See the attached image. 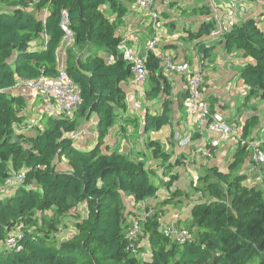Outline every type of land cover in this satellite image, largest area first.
Wrapping results in <instances>:
<instances>
[{"label": "trees", "instance_id": "1", "mask_svg": "<svg viewBox=\"0 0 264 264\" xmlns=\"http://www.w3.org/2000/svg\"><path fill=\"white\" fill-rule=\"evenodd\" d=\"M129 3L132 0H0V188L12 174L25 170L22 181L0 195V242L14 230L20 233L14 247L0 249V264H264V192L244 185L246 175L240 172L249 155L247 137L259 124L257 114L244 119L226 169L212 164L203 173L208 196L190 203L187 216L174 222L188 231L189 238L180 242L164 235L160 219L167 212L165 205L146 204L140 254L127 249L126 231L132 215L140 213L128 209L125 196L145 203L163 187L182 195L180 188L171 186L178 179L171 170L181 158L172 162V154L159 141L149 138L146 144L169 178L165 183L154 181L158 173L154 167L147 168L126 153L102 149L111 128L128 110L121 83L133 79V72L122 58L118 29ZM191 12L209 16L210 9L203 4ZM65 20L73 34L65 71L77 85L81 103L72 118L42 113L40 128L26 146L13 128L23 123L27 101L12 88L19 78L58 74ZM214 27L208 18L189 32L202 66L212 57L215 46L204 37L212 35ZM220 43L226 52L239 51L246 59L239 72L245 102L264 100V30L258 21L248 17L234 23ZM160 61L154 52H147L148 86L143 94L149 105L142 120L146 134L171 125L174 104L182 109L188 98L184 88L173 99L171 81ZM205 98L214 112L215 96ZM94 116L95 144L77 147L72 134L82 120ZM61 158L73 169L57 170ZM79 204L85 205L86 214L79 216L75 233L67 240L45 236L37 227L36 213L52 211L48 218L56 220ZM146 249L149 255L144 259Z\"/></svg>", "mask_w": 264, "mask_h": 264}, {"label": "crops", "instance_id": "2", "mask_svg": "<svg viewBox=\"0 0 264 264\" xmlns=\"http://www.w3.org/2000/svg\"><path fill=\"white\" fill-rule=\"evenodd\" d=\"M223 1H221L220 6L218 7L217 10H214L211 7V5L209 3H206L205 1L202 3L192 4L189 7H184L182 9L180 8L181 10L180 13L182 14L180 15V20H179V16L177 15V13L173 12V9L177 10L179 7L178 8L175 7L171 9V5L169 7H166L167 5L162 6V8H160L159 10V14L168 13L167 17L169 20L167 21H169V23L171 24L173 23L175 24V31L171 35L170 34L163 35L165 40L164 42L161 43L162 48L158 47L160 43L158 41V44H157V47L154 53L160 57L161 61L163 57L168 56V55H171L174 58L179 59V60L186 59L188 61H191L192 68L195 69L197 66L202 68L203 74H205V71L209 69L210 71H208L206 74L208 76L204 79V83H205L203 85L204 93L208 97L212 95L215 96L216 102L214 105V111L223 113L226 119V116L229 114V110L227 108H223V106L228 104V101H230V104L232 105L234 103L233 102L234 97L236 98L240 97L245 101L244 96L246 92V87L241 82L239 72H240L242 65L246 61V59L241 56L239 51L228 53L222 48L220 40L223 34L219 36L218 35L212 36L210 34L209 36L204 37V39L208 43L213 44L215 47L212 53V57L210 59L211 61L210 60L208 62L206 61L205 65L202 66L199 63V60H198L199 64H197L196 60L198 57L196 56V53L193 50V41L191 40L192 49L188 51L192 54V57H193V61H192L188 59L187 51L185 49H182V50L180 49L179 42L177 40L181 36L188 35L189 32L196 31L199 28L200 23L204 19H208V18H210L213 21V24L215 26L213 30H219L222 27L230 28L234 23H239L248 17L255 18L258 21L259 26L264 30V0H236L237 6L235 9L230 8V3L232 0H223ZM156 2L157 0H155L154 4H156ZM203 4L209 7L210 9L209 16L208 15L205 16L199 13L192 14L191 12L192 8L196 6H201ZM167 8L171 10H168ZM145 12H146L145 10H140L133 3H131L129 6V11L124 18V23L118 29V33L122 37V45L131 47L133 49H138V51H140L142 54L147 55L148 51L146 50V43H147L146 41H149L153 36H156V35H158L160 39L163 34L162 32L164 31H162L161 33L153 32L151 26L149 25L150 22H147L146 25H142L143 23L142 21L144 18L143 16L147 15L145 14ZM183 15H187L188 18H185V20H183L182 18ZM72 42L67 44L65 40L62 41L59 47V50H58L59 63H64L65 65L66 58H67V51H71ZM212 67H215V68H212ZM166 74L171 81L172 92H173L172 96H173V99L175 100L176 95L180 91H183V89L185 88L184 78L178 72H168ZM210 75L211 76L215 75V77L212 78L210 77ZM124 84H126V86L123 85L122 83H121V86L125 90L127 101L129 102L127 103L128 110L127 112L121 113V116L119 117V119L121 120L118 119L119 124H117V126L115 124V126L111 128L108 136L105 139V144L102 146V149L104 151H119V152H123L126 154H130L132 149L134 150V147L136 146V144H135V141L128 142L126 141V139L123 138V135L121 133H123L125 129H123L122 127H128L133 123L130 121V116L134 115V112L132 109H134L135 105H133V101H134L135 96L144 95L143 94L144 90L145 88H147V80L143 82L142 84L138 85L133 81V79H131V80L124 82ZM12 91L14 93L21 94L22 96L25 97L27 101L26 107L34 109L35 112L37 113L39 112V116L43 113V109H42L43 99L41 96H37L30 89L25 88L23 86H15L12 88ZM219 96H221V98H219ZM175 104L173 108L174 112H173L171 126L173 125V128L175 127V130H176L174 139L177 142V146H176L177 150L174 151L175 154H173L171 157L172 162H173V159L177 158L180 153L184 152L188 154L189 149L195 148L196 145L199 144L200 142V138L198 136L195 137L196 135H194L195 119L187 114L186 101L184 102L182 109L177 108ZM136 106H137V103H136ZM24 110H23V114H24ZM144 110L141 113V122L143 120ZM247 114L245 113V115L243 116L244 119L247 116H250L252 114H257L259 116V124L255 129L251 131L250 134H252L256 130H258L259 126H262L260 125L261 117L258 111H255V110H253L251 114H248V115ZM243 118H242L241 125L244 121ZM134 119L135 117L133 118V121ZM183 120H186L189 123L186 129H188L191 126L190 132L188 134L181 124L180 125L178 124L177 128L175 126L177 125V121L181 123ZM169 127L170 125H167L164 128H162L160 131H163V130L166 131V129L168 130ZM128 130H131V129H128ZM140 130L143 131V123H140ZM169 131H171V128ZM152 133H157V132H152ZM178 136H180L181 138H184L183 144L180 143ZM72 137L74 138L75 145L79 148L86 149L94 145L97 139L95 116L92 117L89 121L82 120L81 125L79 126L77 131L72 134ZM228 141L221 139L220 145L217 147L216 152L213 157L211 158H204L202 156L201 157L204 159H208L209 161H211L213 165L218 166L222 170L226 169L227 163L231 159L233 152L238 145L237 144L235 148H231V146H227L226 148L224 146L226 145L225 143H227ZM132 143H134V145ZM252 146L253 145H251L248 148L249 155L243 165L244 167L247 165V163H249L248 159L251 157V152H252L251 147ZM122 149L125 152L122 151ZM254 149L264 154V146H261V145L259 146L257 145V143H255V146H253V150ZM223 162H225L224 163L225 167L221 168L220 164H222ZM240 172L246 175V178H247L246 182L249 183L248 184L249 186H257L256 184L258 182L250 181L249 180L250 175L249 173L246 172L245 169L241 168ZM158 175H159V172H158ZM163 189L164 187L159 190L158 196L161 190ZM0 190H2V188H0ZM2 191L3 192H1L0 195L5 192V190H2ZM125 198L129 199L128 200L129 202L131 201L130 203H128V209H134L136 211L137 209H135V207L140 206V202L136 203L135 201H133L131 196H125ZM154 201H155L154 199L147 200V202L152 203V205H154L153 204ZM168 207L169 206H166V205L164 206L167 212L161 217L162 224L174 223L178 218L180 219L185 218L188 214V211H184V213L183 212L174 213ZM188 209H189V205H188ZM0 249H2L1 244H0Z\"/></svg>", "mask_w": 264, "mask_h": 264}, {"label": "rangeland", "instance_id": "3", "mask_svg": "<svg viewBox=\"0 0 264 264\" xmlns=\"http://www.w3.org/2000/svg\"><path fill=\"white\" fill-rule=\"evenodd\" d=\"M204 1L206 3H209L214 10H217L220 6L221 1L223 0H157L156 4L150 6L149 11L146 10L145 14H147L148 16L143 14L144 18L142 21V25H146L147 22H150L149 25L151 26L153 32L161 33L162 31H164L162 32V37L159 39L160 43L158 46L162 48L161 43L165 40L163 35L173 34L175 31V24H171L169 23V21H167L169 20L167 17L168 13L159 14L160 8H162V6L164 5H167L166 7H169L171 5V9L179 7L177 10L173 9V12L177 13L180 20V15H182L180 13V8L182 9L184 7H189L192 4L202 3ZM42 16L43 13H39L38 17ZM182 18L183 20H185V18H188V16L183 15ZM189 37L190 36L188 34L186 36L179 37V39L177 40L179 42L180 49H185L187 51L188 59L193 61L192 54L188 52L190 51V49H192L191 39ZM196 61L197 64H199L198 59ZM208 71L210 70L208 69L207 71H205V74H203V81L208 76L206 75ZM210 77L213 78L215 77V75H210ZM122 84L126 86L124 82ZM219 98H221V96H219ZM233 102V105L230 104V101H228V104L223 106V108H227L229 110V114L226 116L227 122L235 129L233 135L229 134L224 139L226 141L229 140L227 143H225L226 145L224 147L227 148V146H231V148H235V146L238 144V140L240 139V127L242 118L245 113L251 114L253 110L258 111V113L260 114V125L262 126H259L258 130H256L252 134H249L247 140H249L253 146H255V143H257V145L259 146H264V100L252 98L249 101L245 102L240 97H234ZM127 103L129 102L127 101ZM136 103L138 107L136 106ZM133 105H135L134 109H132L134 112L133 116L135 117V119L133 121L134 117L130 116V121L133 123L128 127H122L123 129H125V131L121 133L123 135V138L126 139V141H135L136 144L134 150L132 149V151L128 155L134 158L135 160L142 162L147 168L154 167L155 169H157L159 175L157 173V176L154 178L155 182H169L168 176H163L162 166L155 162L154 158L152 157L151 151L148 148L146 141L149 138L159 141L160 144L163 146L164 150L170 152L173 155L175 154L174 151L177 150V142L174 139L176 131L175 127L173 128V125H170V127L168 128V130L166 129V131L163 130L157 133H149L148 135L145 134L143 131L140 130V123H142L141 113L145 109L146 105H149V103L144 99V95H138L135 96ZM24 114L25 119L23 123H21L20 125H15L13 131L17 136L18 140L28 146L27 139L29 138V136H33L36 131L40 128V123L38 120L39 112L37 113L34 109L26 107V109L24 110ZM119 120L116 123V126L117 124H119ZM178 124L182 125V127L186 130L187 134L190 132L191 126L186 129L189 125L186 120H183L181 123L177 121V125H175L176 128L178 127ZM127 128L131 130H128ZM170 128L171 131H169ZM132 144L134 145V143ZM253 146L251 147L252 150ZM122 151L124 150L122 149ZM179 157L181 158L180 162H178V164L176 165H173L174 167L171 170L172 172L178 173V179L171 186L180 188V190L182 191V195H173L166 187L161 190L159 196L154 199L155 201L153 202V204L161 202L164 205L169 206L168 208H170V210H172L174 213H184V211H188V205L190 203L205 199L208 196L205 190V185L203 183L202 176L203 173L206 172L207 168L212 165L211 161L201 157L196 147L193 149H189L188 154L184 152L180 153ZM174 161L175 159H173V162ZM248 161L249 163H247L245 167L243 166L242 169H245L246 172L249 173L250 181L258 182L256 184L258 189H261L264 192V162L255 160L253 157H250ZM225 162L220 164L221 168L225 167ZM56 168L60 171H70L73 169V166L67 159L61 158ZM246 180L247 178L243 181L244 185L249 184L248 182H246ZM1 192L3 191L0 190V193ZM128 200L129 199L126 198L124 199L127 207L128 203L131 202H129ZM146 204L152 203H140V206L135 207V209H137V213H140L141 216H143L146 211ZM85 214V205L79 204L76 208L72 209L70 212L65 213L56 220H50L48 218L50 215H52V211H47L44 214L36 213L34 215V218L37 221V227L41 228L42 234L50 238H55L58 241H65L75 233V224L79 220V216H84ZM144 251L145 252L143 253L142 257L145 259L148 258L149 251L148 249Z\"/></svg>", "mask_w": 264, "mask_h": 264}, {"label": "built area", "instance_id": "4", "mask_svg": "<svg viewBox=\"0 0 264 264\" xmlns=\"http://www.w3.org/2000/svg\"><path fill=\"white\" fill-rule=\"evenodd\" d=\"M132 3L140 10H147L155 3V0H132ZM237 6L236 0H232L230 8L235 9ZM65 16V12H63ZM67 21L63 22V27L66 31L65 41L70 43L73 40V34L67 29ZM229 28L222 27L219 30H214L212 36L222 35ZM159 41L158 35L153 36L146 43V50L154 52ZM122 58L131 64L133 72V81L136 84H142L147 80L148 71L146 67V56L138 49H133L122 45L120 47ZM159 57V56H158ZM58 74L52 78L40 77L38 79L19 78L16 86H23L30 89L37 96L43 99V113L54 117L72 118L75 110L81 103V96L77 85L72 81L65 71L64 63H59ZM164 73L178 72L184 78V87L187 90L188 98L187 114L195 119L194 131L200 138L199 144L196 145L197 151L204 158L214 156V148L220 145L221 139H225L229 134H234L235 129L225 119L221 112L211 111L210 104L205 98L203 90V70L200 67L192 68L190 61L183 59L179 60L171 55L163 57L160 62ZM180 143H184V138L180 136ZM248 143V148L251 146ZM251 157L255 160L264 161V154L258 150H252ZM25 170L12 174L7 180L2 190H8L14 185L22 181ZM143 216L136 215L130 220V225L126 231L127 249L134 255H139V234L141 221ZM160 229L163 234L177 241H185L189 238L188 231L185 228L176 226L174 223L162 224L160 219ZM20 237L19 230L11 232L9 237L4 242H0L2 247H14L17 243V238Z\"/></svg>", "mask_w": 264, "mask_h": 264}]
</instances>
